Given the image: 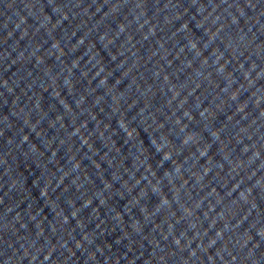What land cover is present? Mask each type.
I'll list each match as a JSON object with an SVG mask.
<instances>
[{
	"label": "water",
	"instance_id": "obj_1",
	"mask_svg": "<svg viewBox=\"0 0 264 264\" xmlns=\"http://www.w3.org/2000/svg\"><path fill=\"white\" fill-rule=\"evenodd\" d=\"M0 264H264V0H0Z\"/></svg>",
	"mask_w": 264,
	"mask_h": 264
}]
</instances>
